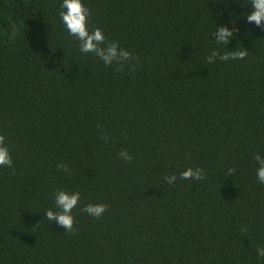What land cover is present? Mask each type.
I'll return each mask as SVG.
<instances>
[{"label":"trees","instance_id":"16d2710c","mask_svg":"<svg viewBox=\"0 0 264 264\" xmlns=\"http://www.w3.org/2000/svg\"><path fill=\"white\" fill-rule=\"evenodd\" d=\"M82 2L122 71L79 51L62 0H0V264H264V22L248 0ZM56 191L80 193L74 233L45 216Z\"/></svg>","mask_w":264,"mask_h":264},{"label":"clouds","instance_id":"9594fccd","mask_svg":"<svg viewBox=\"0 0 264 264\" xmlns=\"http://www.w3.org/2000/svg\"><path fill=\"white\" fill-rule=\"evenodd\" d=\"M252 6V11L246 16L247 22H255L256 25H261L264 22V0H248ZM61 11L59 16L62 23L70 36L75 37L76 40L80 42L79 51L81 53H94L99 57L106 66L112 65L113 61H116L118 65L117 70H123L125 64L132 60H136L129 51L118 47L117 43L105 40L104 33L101 29L95 28L91 32L88 30V17L90 15L89 9L84 5L82 0H62L60 4ZM219 33L218 40L223 41L225 44L227 40L225 37L231 36L232 32L227 28L216 29ZM106 45V47H102ZM248 55L246 49L237 50L234 53H225L220 57L221 60L227 61L229 57L232 60L240 59L243 60ZM215 56V53H213ZM213 57H207V62L211 63ZM130 70L134 71V65L128 64ZM99 127V125H98ZM119 156L126 162L131 161L133 157L127 151H121ZM255 160L259 163L257 169V179L261 184H264V160L256 154ZM12 158L9 153L8 148L5 146V137L0 134V167H11ZM58 168H63L66 172H70L66 165L58 164ZM230 172H234L235 169H229ZM205 173L201 168L193 169L191 167L180 173V178L189 180H202L204 179ZM177 177L175 174L168 175L165 177V181L168 184H173ZM80 201V193L73 192L68 193L66 191H56L55 193V204L58 211H53L51 209L47 210L45 213L46 218L49 221H56L59 225H62L66 232L74 233L77 231L73 228L74 217L72 215V210L78 205ZM108 208L106 204H87L81 211L87 213L88 215L99 218ZM259 251L260 257H264V249H257Z\"/></svg>","mask_w":264,"mask_h":264}]
</instances>
